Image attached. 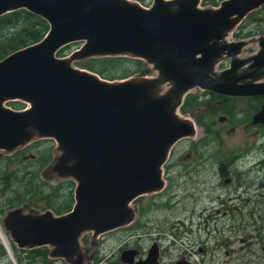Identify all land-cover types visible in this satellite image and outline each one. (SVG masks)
<instances>
[{
    "label": "water",
    "instance_id": "obj_1",
    "mask_svg": "<svg viewBox=\"0 0 264 264\" xmlns=\"http://www.w3.org/2000/svg\"><path fill=\"white\" fill-rule=\"evenodd\" d=\"M261 3L0 0V15L24 8L48 25L38 40L0 58V151L51 138L53 155L40 175L73 181L66 211L27 208L25 202L6 208L0 223L9 239L19 248L45 245L50 257L84 264V233L96 239L131 223L133 199L163 187L170 149L195 135L193 120L179 111L188 91L264 94V33L230 38ZM74 41L77 47L57 53ZM103 56L138 58L144 67L109 79L74 64ZM8 100L24 105L13 108ZM251 120L264 125V103ZM121 253L132 261L133 250ZM156 254L149 248L131 264H153Z\"/></svg>",
    "mask_w": 264,
    "mask_h": 264
},
{
    "label": "rangeland",
    "instance_id": "obj_2",
    "mask_svg": "<svg viewBox=\"0 0 264 264\" xmlns=\"http://www.w3.org/2000/svg\"><path fill=\"white\" fill-rule=\"evenodd\" d=\"M202 2L215 4L218 0ZM244 23L247 31H264V7L250 12ZM78 45L79 41L68 43L57 53L66 54ZM253 48L254 45L250 44L246 51ZM102 59L90 57L75 60L74 64L94 70L109 79L135 73L144 67L142 61L126 56L111 61ZM190 95H193L192 92L186 96L187 101L192 98ZM209 95L203 99L213 97ZM226 100L227 103L222 107L193 111L192 116L199 123H196L198 136L174 144L162 166L166 182L164 189L133 199L136 214L131 224L102 234L99 240H90L86 233L80 237L81 242L91 246V252L94 253L89 262L109 264L104 260L105 256L114 253L122 242L136 237L146 242L152 235H160L159 239L164 242L171 256L179 247L187 246L204 263L223 264L224 260L225 264L237 263L238 259L234 257L242 250L239 248L238 236L231 234L230 230L232 225H238L239 220L228 217L235 199L224 200L223 197H239V182L242 181L239 155L252 150L256 159L264 161V125L251 122V115L264 101V95L249 98L229 96ZM5 104L13 108L24 105L19 100H8ZM53 144L51 138H39L10 153L0 151V217L6 208L20 202H25L27 208H49L55 213L70 208L73 181L45 179L40 175L41 168L53 155ZM230 160H234L232 165ZM219 165L223 167L225 177H230L228 182L224 181L222 174H218ZM263 168L264 164L261 169L257 167V171L250 168L248 180L258 181ZM261 179L264 180V176ZM260 190L264 193V186ZM207 213L216 216L208 225L205 219ZM258 243L254 238L250 249L261 251ZM24 249L28 248H17L11 243L0 223V250L3 253L0 255V264H27L30 257L31 264H62L59 258L46 257L47 247L44 245L38 248L44 250L41 253L30 248L27 251ZM18 256L21 261L17 260Z\"/></svg>",
    "mask_w": 264,
    "mask_h": 264
},
{
    "label": "flooded vegetation",
    "instance_id": "obj_3",
    "mask_svg": "<svg viewBox=\"0 0 264 264\" xmlns=\"http://www.w3.org/2000/svg\"><path fill=\"white\" fill-rule=\"evenodd\" d=\"M137 1L142 5H148L151 2V0H137ZM219 1L220 0H218V2ZM218 2L215 4H211V3H203L202 0H198L199 5L215 6L218 4ZM263 7H264V3H261L257 9L250 11V12L253 13L254 11L262 9ZM250 12H248L239 21V23L235 26L234 30L231 32L230 38H244V37H249V36H253V35H258L260 33H264V31H259L257 29L247 31V27H246V24L244 22L247 18V15ZM244 29H246V30H244ZM252 44H254V43L252 42ZM226 62H227V60H223L222 62L219 63L218 67H222V66L226 65ZM210 91L211 90H208V89H200V88L194 87V89L192 91L187 92L184 95L183 100L179 106V109L181 112H185L186 114H188L189 117L193 120L194 125H195V135L193 137H182V138L178 139L177 143L179 141L185 140L187 138L188 139H194L198 136L197 135V130H198L197 125L199 123L197 122V120L194 119V116H192L193 111L195 112L196 110L201 111V110H205V109L219 108L220 106L222 107V106H224V104L227 103L226 99L229 96H239V95H227V94H223V93H219V92H214V91L210 92ZM191 92L193 94V95H190L192 98L189 101H187L186 96L188 94H191ZM212 93H218V95L216 96V94H212ZM209 94H211L213 96L211 99H203V98L209 97L210 96ZM254 95H264V94H254ZM240 96H244V97L249 98L253 95H240ZM192 99H194V100L191 101ZM200 99H202V100H200ZM197 101H199V102H197ZM262 103H264V101H262L259 104V106L256 110L259 109V107ZM183 107H184V109H181ZM194 108H196V109H194ZM190 109H194V110L189 111ZM252 115H251V118H252ZM251 122L254 123L252 120H251ZM196 123H198V124H196ZM201 127H200V131H201ZM169 154H170V152H169ZM238 159H239V161H241V164H242V167L240 169V170H242V172L240 174V178L242 179V181L239 182V185L241 186V191L239 193V197H235V198H232L230 196L229 197H223L224 200L235 199V203H231V205H232L231 211L232 212H230L228 214V217H230L232 220H236V219L239 220L238 225H232L231 230H230L231 234L238 236V240L240 241L239 248L242 250V252H240L236 257H234V259H238L237 263H234V264H264V200H263L264 193L260 190L264 186V180L261 179V177L264 176V168L258 176V179H259L258 181L248 180L249 179L248 170L250 168H252V169L257 171L258 170L257 167H259L261 169L263 164H264V161H263V159H256L252 150L245 151L244 154L238 156ZM233 162H234V160H230V165H232ZM220 164L223 165L222 163H220ZM221 165L218 166V168H219L218 174L219 175L222 174L224 181L228 182L230 177H228V176L225 177L224 170H223V167ZM165 185H166V182H164L163 187L159 191L153 192V193L161 192L164 189ZM153 193H151V194H153ZM226 207H228V206H226ZM215 217L216 216L210 215L209 213H207L205 215L206 225H208L209 222L214 221ZM179 221H180L181 225H184V222L182 220L179 219ZM214 227H215V225H214ZM109 231H112V230H109ZM109 231L101 233L95 240L100 238L102 234H106ZM86 234H89V233H86ZM128 237H129V235H128ZM159 237H160V235H152V237L150 239H148V241H146V242L140 240V238H137V237L132 238L128 241H124L117 246L114 253H112L110 256L106 255L104 260H107V262L109 264H131L132 261H134L138 258H144L148 249L150 248V250H152V248H153V249H155V251H157V254L155 257L156 260L154 261L153 264H207V263H204L201 260H199L197 257H195L194 251L192 249L188 248L187 246L179 247L176 250L175 254L173 256H171L169 254V251L167 250V248H165L164 242L162 240H160ZM254 238L256 239V241H259L258 244H259L260 249H261V251H259V252L255 251L254 249L251 250L249 247V245L251 243H254ZM90 240H92V239L90 238ZM95 242L96 241H93V243H95ZM82 245H84V244L82 243ZM41 246H43V245H41ZM37 247L39 248L40 246H37ZM37 247H31L30 249H32L31 251H35V252H40V253L44 252L43 249L39 250ZM84 247H85L84 253L86 254V259H85L84 264H95V263L88 261V260H90V258H92L94 256V253L91 252L92 251L91 246L88 247V246L84 245ZM28 249H24V250L27 251ZM124 249H131L134 251V254L132 255V261L131 262H126L122 259V258H124V256H122L121 252ZM225 252L227 253V250H225ZM1 254H3V253L0 250V255ZM45 254H46V257L50 258V259H54V258L58 259L59 258V257H52V258L48 257L49 255L47 253V249H45ZM17 260L21 261V258L18 256ZM59 260L62 262V264H68L62 258H59ZM210 260H212V259H210ZM7 262H11V261H7ZM31 263H32V261H31V257H30V259H28L27 264H31ZM209 264H212V263H209ZM223 264H225V260L223 261Z\"/></svg>",
    "mask_w": 264,
    "mask_h": 264
},
{
    "label": "trees",
    "instance_id": "obj_4",
    "mask_svg": "<svg viewBox=\"0 0 264 264\" xmlns=\"http://www.w3.org/2000/svg\"><path fill=\"white\" fill-rule=\"evenodd\" d=\"M47 27V22L42 17L24 8H18L1 14L0 58L16 48L38 40L44 34ZM2 29H5V31L3 32ZM118 57L121 56H103L101 58L111 61L117 60ZM135 60L137 61L139 59L135 58ZM99 70L102 71L101 69Z\"/></svg>",
    "mask_w": 264,
    "mask_h": 264
}]
</instances>
